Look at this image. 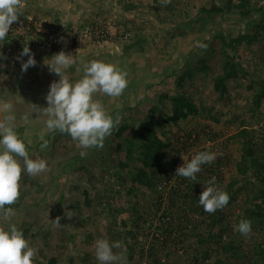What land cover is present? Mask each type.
<instances>
[{
  "label": "rangeland",
  "instance_id": "1",
  "mask_svg": "<svg viewBox=\"0 0 264 264\" xmlns=\"http://www.w3.org/2000/svg\"><path fill=\"white\" fill-rule=\"evenodd\" d=\"M123 1L22 0L19 12L32 20V28L61 33L64 43L61 51L73 55L76 60L64 69L70 82L83 77L81 61L97 60L125 71L128 85L119 97L94 94L93 99L99 101L114 119L119 115L120 121L105 138L102 148L81 149L69 134L49 131L46 128L48 117L42 112L31 113V104L47 107L45 96L49 85L59 79L45 64L50 63V57L56 53H48L45 46L35 44L40 36L38 33L26 32L19 46L9 47L6 39L0 41V53L3 54L0 57V102L13 105L11 113L0 112V120L6 114L15 115V131L25 144L29 158L43 159L48 168L35 177L22 172L20 203L11 207L14 216L5 218L0 214V228L8 230L14 224L23 232L29 246L37 250L33 264H51V259L56 260L54 264H100L95 256L97 239H107L110 243L119 241L122 247L113 251L124 252L127 264H213L217 259L222 264H251L258 259L257 264H262L257 246H264V228L251 226L248 236L236 230L239 218L259 201L251 199L249 182L244 186V177L237 173L241 150L239 139L233 136L245 128L258 149L264 145V102L251 115L253 90L245 88L247 82L241 84L240 81L239 84L236 80H228V96L221 101L213 90V78L220 74L218 62L223 57L219 36L224 34L230 39L251 32L256 28L252 21H257L260 12L255 11L246 18L234 13L218 16L200 31L199 24L192 20L200 5H208L213 0H171L166 6L161 0H130L134 2V8L127 12L121 10ZM214 1L218 4V0ZM232 1L237 3V0ZM252 2L258 5L259 1ZM97 21L101 22L102 28L106 23L117 36L129 33L131 29L140 30L144 35L142 48L127 54L122 50L123 43L115 38L91 42L83 48L69 46L68 37L72 32ZM198 42L206 48L199 47ZM24 46L30 48L36 61V65L26 72L21 71V61L28 57L17 59ZM257 46L253 44L246 48L241 44L230 56L233 55L237 66L247 67L249 58L259 53ZM261 46L264 50V36ZM7 48L10 50L6 52ZM209 48L215 50L212 58H209ZM128 55L135 57L127 58ZM122 56L126 57L125 63L120 61ZM199 57L208 59V74L203 76L197 72L189 79L184 78L188 66L195 68ZM176 93L189 96L200 112L178 125L164 124L165 135L157 132L159 139L167 138L168 142L162 171H167L174 161L171 173L175 176V170L184 163L183 160L189 161L196 153L206 151V140L213 142V150L207 151L218 154L214 162L201 168L194 189H187L180 177V181L170 180L180 190L179 194H172L168 186L160 191L131 183L130 175L125 173L129 169L134 173V169L140 167L135 158L129 161V168L121 171L115 165L108 173L105 168L106 164L109 166L108 162L125 161L124 152L116 151L115 144L128 138L132 130L140 126V121L161 95L166 96L164 102L167 104L162 118L169 115V98ZM26 114L29 115L27 123L22 119ZM124 122L129 129L118 139L114 130ZM47 134L48 145L42 149ZM81 151L86 153L83 157ZM261 154H264V147ZM102 158L108 160H104L103 165ZM17 159L23 168V159ZM215 167L217 172L211 174ZM209 173L211 177L215 176L217 186L230 196L228 205L213 214L205 212L198 203L204 184L210 179ZM118 176L124 177V181ZM234 180L238 182L228 189ZM157 184L155 188H158ZM130 187L134 189L130 191ZM191 205L196 208L194 211H188ZM217 212L222 221L210 230L211 217ZM164 214L169 222L162 227L171 231L166 242L165 237L155 239L161 236L157 230L161 226L158 219ZM56 217H60V227L51 222ZM209 234H222L220 246L211 242L206 246L198 243V237L209 242ZM230 243L234 249H221ZM235 248L239 249L237 255L233 254ZM206 250L212 253L203 261Z\"/></svg>",
  "mask_w": 264,
  "mask_h": 264
},
{
  "label": "clouds",
  "instance_id": "2",
  "mask_svg": "<svg viewBox=\"0 0 264 264\" xmlns=\"http://www.w3.org/2000/svg\"><path fill=\"white\" fill-rule=\"evenodd\" d=\"M165 6L171 0H161ZM22 0H0V41L8 36L10 26L17 22ZM97 21L88 26L98 25L106 31L105 38H117V32L108 28L106 23ZM87 26V27H88ZM106 39V41H107ZM198 46L206 48L199 43ZM0 53V57H2ZM27 56L26 61H21V71L26 72L29 67L36 65L34 54L28 46H24L17 59ZM50 63H45L49 71L55 73L59 79L51 82L45 96L47 107H39L31 104V113H43L48 117L46 128L49 131L67 133L73 141L77 142L81 149L102 148L104 140L111 135L114 127L119 123L120 117L115 119L109 115L103 105L93 99L94 94L103 93L109 97H119L127 88V73L115 65L102 61L92 60L83 62V77L75 82H70L64 69L76 63L73 55L60 51L53 54ZM13 105L8 102H0V112L11 113ZM30 113V114H31ZM16 117L13 114L4 115L0 120V214L5 218L15 215L11 207L20 197V180L22 172L30 177H35L48 170L43 159L33 160L29 158L25 144L15 131ZM25 123L29 115L22 117ZM45 140L41 148H46ZM85 151H81L83 157ZM217 153L200 151L192 156L189 161H184L175 170V175L195 182L201 166L211 164L217 159ZM17 157L23 159V168ZM230 196L221 190L216 183V178L211 177L204 184V190L200 193L198 203L209 214L217 210H223L229 203ZM56 227H60V217L51 221ZM236 230L243 236L251 233V221L241 219ZM122 247L119 241L110 243L107 239H97L95 242V256L100 264H127V256L124 252H114L113 249ZM37 250L30 247L24 238L23 232L14 224L8 230L0 228V264H33V258Z\"/></svg>",
  "mask_w": 264,
  "mask_h": 264
},
{
  "label": "trees",
  "instance_id": "3",
  "mask_svg": "<svg viewBox=\"0 0 264 264\" xmlns=\"http://www.w3.org/2000/svg\"><path fill=\"white\" fill-rule=\"evenodd\" d=\"M121 3H123L121 10L124 12L133 10L134 8V2L130 0H125V2L123 1ZM252 3V0H237V3H234L232 0H218V4H216V1L213 0L208 5H200V7L198 8L197 16L192 20V23L199 24L200 31H202L207 23H210L218 16L234 13L241 18H246L255 11L260 12L258 21H252V23H255L256 28L251 32L247 34H239V36L230 39L226 35L224 36V34H221L219 36L222 45L221 53L223 57L218 62V64L221 66L220 74L213 78V90L215 93H217L218 101H221L223 97L228 96L226 86V82L228 80H236L238 83L241 81V84L247 82V84L244 85L245 88L247 90H253V96L251 99L252 108L250 114L254 115L253 112L259 110L264 102V78L261 79L262 77L260 75V72L257 71V68L237 66V64H235L234 62L233 55L230 56V53L234 54V52L237 50V46L241 44H244L246 48H249L253 44H257V48L259 47L258 49L260 50L258 51L259 53L256 52L255 55L259 56L262 52H264L261 46V39L264 36L263 5H256ZM260 31H262V34H259ZM128 32L129 33L123 32L115 39L116 41H121L123 43V52L130 54L133 53V49L138 48L139 50L140 48H142L141 41L144 35H141V32L138 29H131ZM103 39L106 41L107 38H96L94 42H102ZM62 48L63 47H61V50ZM209 50L211 51L209 53V58L214 57L213 54L215 53V50L213 48H209ZM52 51H54L53 53L60 52L59 50L57 51L55 49H53ZM207 62L208 59L199 57L197 60V66H195V68H193L192 66H188L184 78L189 79L193 77V75H195L197 72L202 73L203 76H206L209 69V65ZM165 98V95H161L157 98L156 103L150 107L143 120L140 121V126L138 128H135V130L133 129L131 135L128 138L120 139L122 132L129 129V126L126 124V122L121 123V126L114 130L115 136L120 139L115 144V150L124 152L125 161H118L116 163L108 162L109 166H107L106 164L105 168L107 169V172L110 173V170L116 165L119 170L123 171L126 168H129V161L135 158L140 162V167L134 169V173H132V169H129L125 173L126 175H130L132 181L131 183L153 190L156 189V182H158L159 184L161 182L170 181L172 179L174 181H180L181 179L182 183L186 185L187 189L191 190L194 189L197 180L193 182L184 177L176 175L174 176V174L171 173V171H174V161L170 163L167 171H162L161 163L166 157L164 149L168 146V142L167 138H165L164 140L159 139L157 136V132L165 135L167 131L164 128V124H167L169 122L172 125H178L180 121H184L188 117L197 116L200 112V109L195 105L194 101H192L189 96L184 93H176L169 98V115H166L165 118H162V111L165 109V107H167V104L164 102ZM213 118L214 117H212V119ZM214 120L216 121V119ZM57 132L59 134H65L60 133L59 131ZM48 136L49 135L47 134L44 138L46 141L48 139ZM233 138L239 139L240 141L241 155L239 162L236 164L237 173L238 175L244 177V179L242 180L244 186L248 185L249 182L251 186L250 190L252 193L251 199H253V201H259V203L253 204L251 209L245 211L244 215L239 218L238 223L241 219H248L251 221V226H253L254 228H264V154H261V152L263 153L264 145L262 144V147L258 149L259 146H257L256 143L252 142L250 132L245 128H241L233 136ZM104 160L106 162L108 161L102 158L100 160L102 165ZM201 168L205 169V164L202 165ZM212 171L213 172H211V174L217 172L216 167ZM249 172L251 173V179L250 177L247 178V174H249ZM198 175L199 173L197 174V176ZM209 176V178H211L210 173ZM118 177L120 181H124V177ZM247 179H249L250 181ZM237 182L238 180H234L229 185L228 189H231L232 186ZM93 187L94 186H92V188ZM132 189L134 188L130 187V191ZM171 191L173 192L172 194L180 193V190L178 188L172 189ZM20 200H18L15 204H19ZM170 206H173V203H170ZM192 206L193 205L190 206L188 211H194L196 209L194 208V206ZM5 207L8 208L13 206L6 205ZM132 208L135 209V207ZM169 209L171 208L169 207ZM165 215L166 214H164V217ZM221 221L222 220L219 218V212H217L214 217H211V221L209 224L210 226L208 229H213L215 225L221 223ZM162 224L166 225L164 223H161V226H158L157 230L160 231V237H165L164 242H166L169 234H171V231L168 232V230L162 227ZM221 236L222 234H209L207 237L209 239V242L204 241L200 237H198V243L206 246V244H209L211 242V244L220 246L219 242L221 243ZM155 239L158 240L159 238ZM221 249H223V251H227L229 249H234V246L232 243H230L227 246H221ZM257 249L259 252L258 254L262 256V259L259 260H261L262 264H264V246L259 245L257 246ZM210 253L212 252L206 250L203 253L204 255L202 260H207ZM233 254H239V249L235 248ZM257 261L258 259H255L251 264H257ZM55 262L56 260L54 259L50 260L51 264H54ZM213 264H222V262L217 259Z\"/></svg>",
  "mask_w": 264,
  "mask_h": 264
},
{
  "label": "built area",
  "instance_id": "4",
  "mask_svg": "<svg viewBox=\"0 0 264 264\" xmlns=\"http://www.w3.org/2000/svg\"><path fill=\"white\" fill-rule=\"evenodd\" d=\"M19 15L20 16L18 17L17 22H14L10 26L8 36L6 37V46H9V47H12L14 45L19 46L20 41L24 38V35L27 32L31 35H35V33H38L37 35H40V36L36 38L35 44L46 46L45 50L48 53H53L54 52L52 51L53 49L57 51L61 50V47L64 46V43L62 40L63 37L61 33L52 34L46 31L35 30V28H32L34 24L31 23L32 20L28 18V16H25L21 14L20 12H19ZM106 33L107 32L106 31L104 32V30L101 29L98 25L88 26L84 29H80V30H77L71 33V35L68 37L69 46L83 48L84 46H88L89 43L94 42L96 38H101V39L104 38L106 36ZM42 35L44 36L42 37ZM14 36H16V39H13ZM102 42H105V40L103 39ZM8 50L10 49L7 48L6 52ZM247 67L257 68V71L260 72L261 77L264 78V52H262L259 56L253 54L249 58ZM204 147H205L204 149L212 151L213 150L212 140H206ZM212 177H215V176L213 175ZM164 186H168L169 191H171L172 189H176V187L174 186V183L171 181H165V182L159 183V185L157 186L158 188L156 189L161 191L162 188H164ZM165 217L163 216L160 217V219H158V223L167 224L169 222V218L168 216H165ZM155 236L158 237L157 235ZM158 238H160L161 240V237H158Z\"/></svg>",
  "mask_w": 264,
  "mask_h": 264
},
{
  "label": "crops",
  "instance_id": "5",
  "mask_svg": "<svg viewBox=\"0 0 264 264\" xmlns=\"http://www.w3.org/2000/svg\"><path fill=\"white\" fill-rule=\"evenodd\" d=\"M258 4L259 5H263V10H264V0H262V1H259L258 2ZM227 15V14H226ZM259 17H260V15H259ZM259 19V18H258ZM258 19H257V21H258ZM131 54H133V53H131ZM130 56H134L135 57V55H128L127 56V58H130ZM118 58H120V57H118ZM117 58V59H118ZM128 60V59H127ZM120 61L122 62V63H125L126 62V57L125 58H123V56L120 58ZM11 77V76H10Z\"/></svg>",
  "mask_w": 264,
  "mask_h": 264
}]
</instances>
